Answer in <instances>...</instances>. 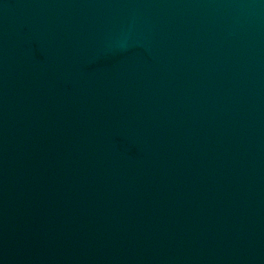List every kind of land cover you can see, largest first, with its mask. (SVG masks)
I'll return each mask as SVG.
<instances>
[{
  "label": "water",
  "instance_id": "obj_1",
  "mask_svg": "<svg viewBox=\"0 0 264 264\" xmlns=\"http://www.w3.org/2000/svg\"><path fill=\"white\" fill-rule=\"evenodd\" d=\"M0 264H264V0H0Z\"/></svg>",
  "mask_w": 264,
  "mask_h": 264
}]
</instances>
